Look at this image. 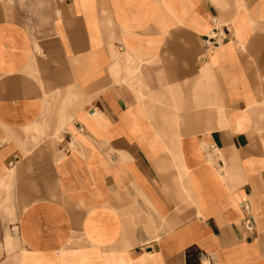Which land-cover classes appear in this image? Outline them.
I'll return each instance as SVG.
<instances>
[{
    "label": "crops",
    "instance_id": "0c3cea01",
    "mask_svg": "<svg viewBox=\"0 0 264 264\" xmlns=\"http://www.w3.org/2000/svg\"><path fill=\"white\" fill-rule=\"evenodd\" d=\"M0 264H264V0H0Z\"/></svg>",
    "mask_w": 264,
    "mask_h": 264
},
{
    "label": "built area",
    "instance_id": "2783aa9c",
    "mask_svg": "<svg viewBox=\"0 0 264 264\" xmlns=\"http://www.w3.org/2000/svg\"><path fill=\"white\" fill-rule=\"evenodd\" d=\"M245 223H246L247 225H249V224H250V219H246V220H245Z\"/></svg>",
    "mask_w": 264,
    "mask_h": 264
}]
</instances>
